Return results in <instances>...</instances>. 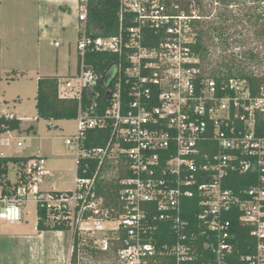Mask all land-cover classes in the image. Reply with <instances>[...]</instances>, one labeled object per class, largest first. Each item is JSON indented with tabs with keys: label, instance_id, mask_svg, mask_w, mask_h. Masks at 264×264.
I'll return each instance as SVG.
<instances>
[{
	"label": "built area",
	"instance_id": "1",
	"mask_svg": "<svg viewBox=\"0 0 264 264\" xmlns=\"http://www.w3.org/2000/svg\"><path fill=\"white\" fill-rule=\"evenodd\" d=\"M86 1L76 70L57 78L60 97L93 95L88 109L79 104L75 133L65 139L75 151L73 187L42 188L46 158L28 156L17 184L0 187V219L21 221L28 202L45 208V224L70 232L65 264H264V81L252 87L244 77L210 74L191 49L199 18L192 3L122 0L120 20L126 11L133 25L93 36ZM146 28L164 32L157 46L142 44ZM88 51L117 59L97 72ZM99 82L107 106L95 113ZM106 128L103 144L85 145L89 130ZM107 183L118 186L110 203L98 188ZM186 200L191 220L183 217Z\"/></svg>",
	"mask_w": 264,
	"mask_h": 264
},
{
	"label": "rangeland",
	"instance_id": "2",
	"mask_svg": "<svg viewBox=\"0 0 264 264\" xmlns=\"http://www.w3.org/2000/svg\"><path fill=\"white\" fill-rule=\"evenodd\" d=\"M200 2L202 10L197 8V13L202 20L213 26L224 24L228 37L225 43L208 30L210 59L227 60L233 55L246 72L264 76V33L260 32L259 24L264 21L260 19L264 17V0H236L232 5L219 0ZM79 8V0H0V113L11 111L18 118L23 117L18 129L1 135L10 144L0 151L7 155L13 152L28 155L38 150L46 155L50 171L42 183L46 190L73 187L75 151L65 139L75 133L76 120L37 117L36 79L46 74L59 77L75 72L76 43L82 28ZM55 41L59 46L54 45ZM18 140L23 143L21 147L16 145ZM8 178L15 180L12 164L8 166ZM25 211L27 223L32 225L36 220L35 204L28 202ZM44 232L45 237L40 240L22 232L5 238L10 247L9 264H65L69 230ZM87 258L84 263L97 259ZM3 261L0 259V264Z\"/></svg>",
	"mask_w": 264,
	"mask_h": 264
},
{
	"label": "trees",
	"instance_id": "3",
	"mask_svg": "<svg viewBox=\"0 0 264 264\" xmlns=\"http://www.w3.org/2000/svg\"><path fill=\"white\" fill-rule=\"evenodd\" d=\"M163 2L170 3H180L182 6H187L189 4H194L197 10L201 9L200 0H162ZM227 5H232L236 0H219ZM80 4V0H79ZM122 9V0H87L86 1V10H87V22H86V31L87 33L92 34L93 36H111L119 33L120 26L122 29H125L131 25H133V21L131 20L129 14L126 11L123 12L122 19L120 20V12ZM199 18L193 20L192 26L195 29L196 36L195 41L190 44L191 49L195 54H201L202 60L206 63V68H210V74L216 76L217 74L223 73L226 77L235 75L244 77L248 80L252 87H254L257 83L264 81V76L254 75L251 72H246L244 68L239 66V62L237 59L233 57V55L226 60V57H222L219 60L210 59L209 57V44H208V30L211 29L214 35L219 38V40L224 41L225 43L228 41V37L225 36V26L224 24H206L202 20V16L198 13ZM226 19V18H225ZM262 21L264 17H261ZM259 17L257 20H260ZM224 20V19H223ZM225 21V20H224ZM260 32L264 33V21L260 22ZM145 36L142 40V44L146 47H154L157 46L160 39L163 37L164 32H155L151 28H146ZM252 56V55H250ZM117 57L108 52H98V51H88L85 55V61L88 64H91L92 67L97 72H104L114 61H116ZM57 75L46 74L37 77L36 79V95H35V108L36 115L38 118L46 119V120H58V119H73L76 118L78 113L79 104H81L82 108L88 109L90 104L92 103L93 95L90 91L84 90L81 98H65L60 97L57 92ZM96 91H99L101 96L97 98V106L95 108V113H101L107 106V101H105L103 96V87L99 82ZM122 97L125 100L127 98V88L123 84L122 86ZM92 111V113L94 114ZM20 126V119L15 116L9 117L6 114L0 113V134L5 131H12L18 129ZM109 135V129H92L88 132V137L85 145L87 147H96L105 142ZM28 157L25 156H0V187L4 188L8 186L9 183L5 174L7 172L6 165L9 162L14 163H23ZM95 166V162L91 161L90 169H93ZM237 178H240L239 175H236ZM246 176H241L242 183L244 185H248L246 180ZM17 184V180L14 185ZM231 187L235 190L238 189L239 184H231ZM101 193L105 194L109 203L113 201L115 198L116 191L118 189L117 184L107 183L105 185H99ZM191 200H186L184 206L183 217L187 219L193 218V209L189 206ZM37 213V229L38 230H48V229H64V227H56L45 224V221L48 217L47 211L45 208L36 209ZM163 228V225H162ZM240 236H245L247 233V227L241 226ZM164 229V228H163ZM158 230H162L160 227ZM156 230L158 234H160V241L164 242L166 240V236L164 231L159 232ZM169 232V231H168ZM242 244L241 242H239ZM239 244V246H240ZM239 249H242V247ZM198 252L203 254L201 259L207 253L204 251L202 247H198ZM190 264H200V261H193Z\"/></svg>",
	"mask_w": 264,
	"mask_h": 264
},
{
	"label": "crops",
	"instance_id": "4",
	"mask_svg": "<svg viewBox=\"0 0 264 264\" xmlns=\"http://www.w3.org/2000/svg\"><path fill=\"white\" fill-rule=\"evenodd\" d=\"M0 107H1V104H0ZM6 114H10V115H13V116L18 118L17 113H15V112L9 111V112H6ZM19 118H20V124H21L23 117H19ZM29 129H32V127L30 126ZM5 132H3V133H5ZM3 133L0 134V149L4 146H7L10 144V140L7 137H1V135ZM18 141H21V140H18ZM18 141L16 142L17 146H19L17 144ZM7 143H9V144H7ZM22 145H23V143H22ZM22 145H20V147ZM38 152L39 151L37 150L35 152L29 153L28 155H23L22 153L13 152V155H7V154H4L2 151H0V156H25V157H28L31 155H41ZM42 156H44L47 159L46 155H42ZM46 162H47V160H46ZM9 164H12L15 168V180L14 181H11L8 178V166H9ZM19 167H20V163H14V162H9L6 165L7 172L5 174V178L9 182V183H7L9 188L14 186V183L16 181V174L19 171ZM41 187H42V185H41ZM27 213L28 212L25 211V208H24L23 218L19 222L10 223V222H7L5 220L0 219V259L4 260L2 264H9L11 262V260H10V247L7 246L5 238L9 239V237H12L14 235L16 236L19 232L31 233L34 236H36L39 240L45 237L44 231H46V230H38L37 229V213H36V220L32 225H30V224L28 225V223H27V220H28L27 219V217H28Z\"/></svg>",
	"mask_w": 264,
	"mask_h": 264
},
{
	"label": "water",
	"instance_id": "5",
	"mask_svg": "<svg viewBox=\"0 0 264 264\" xmlns=\"http://www.w3.org/2000/svg\"><path fill=\"white\" fill-rule=\"evenodd\" d=\"M104 80V78L102 79V81Z\"/></svg>",
	"mask_w": 264,
	"mask_h": 264
}]
</instances>
